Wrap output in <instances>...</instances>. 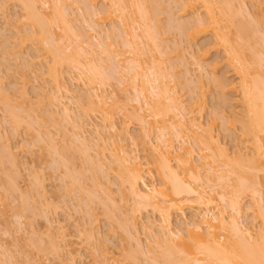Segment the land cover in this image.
Wrapping results in <instances>:
<instances>
[{"label": "rangeland", "instance_id": "374dc122", "mask_svg": "<svg viewBox=\"0 0 264 264\" xmlns=\"http://www.w3.org/2000/svg\"><path fill=\"white\" fill-rule=\"evenodd\" d=\"M28 1L34 4V7L36 5V15L32 14V11L26 13L27 10L22 7L24 4L21 1L0 0V264H172L173 262H170L173 258L177 262L176 256L179 257L180 250L187 249L194 242L186 228L193 225V220H199L200 217L197 216L203 215V212L200 211L199 214L196 210L186 209L184 215L175 214L171 222V232L180 234L182 230L180 237L168 241L169 244L154 243L157 242L156 237L164 238V232L166 234L168 231H162L161 226L164 224L157 211L146 207L137 209V201L131 197L125 172L117 160L122 156L121 149H124L129 157L137 159L139 162L136 163L142 164L147 172L148 166L154 167L155 146L159 143L161 146V142L167 137L166 140H170L175 150L180 152L183 145L181 138L185 137V142L189 144L187 147L194 150L192 160L195 166H199L201 176L203 175L202 182L211 180L208 179L209 175L212 176L211 167H216L218 176L229 178L226 180L224 177L221 184L215 185L213 182L214 185L208 188L215 190L213 192L208 189V192L216 199L218 208L214 210L215 215L224 213L226 218H230L232 211L228 202L230 195L227 194L233 186L230 181H234L231 176L234 169L230 168L233 165H214L210 159L213 151H205V148L196 145V138L191 133H185L186 136H181L182 133L179 135V126L183 124V120L178 114L183 111L177 114L169 100L175 96L181 106L183 103L187 108H196L193 116L197 124L202 126L198 133L205 136L208 131L215 137L219 146L221 145L218 151L220 158L222 153H225L222 150H227L231 158L234 152L239 151L249 159L253 157V143L248 137H243L241 120L244 121L246 116L243 83L236 73L239 63L230 61V47H226V50L210 33L194 40L181 34L179 29H182V24L189 26L198 19H204L205 8L200 0L192 11L183 10L184 0H127L124 14L119 12L116 0H26ZM240 1L242 0H211V3L217 17L218 10L222 14L224 3L227 2L230 3L231 9L237 10V14L243 11V14L236 17L243 22L239 23L245 27L247 24V28H250L247 32H254L251 37H254L252 40L256 42L252 43L250 35L246 32L243 37L247 36V39L245 37L242 42V37L237 35L241 33L238 32L240 29L236 35L241 38V42L238 41L235 33L240 26L227 23L226 18L232 16V13L228 15L226 12L227 5L224 9L227 14L223 15L226 22H221L220 26H230L227 29L231 44H243V47L236 45L239 51L242 48L247 50V54H251L247 46L256 44L252 48L255 50L256 47L255 54L258 51L257 54L262 53L259 56L262 57L264 0H243L242 4ZM57 10L68 15L65 19L69 21L67 23L70 31L66 30L68 24L65 27L60 23ZM233 10L231 11L235 14ZM144 11L153 15L150 21L147 20L152 22L151 24L146 21L147 25L152 27L148 30L147 25L143 26L146 24L145 20L143 19L142 23L139 16ZM105 12L107 16L110 14L107 21L104 19L106 22L101 18ZM31 14L29 17L32 19H29L28 15ZM236 17L234 18L237 23L240 19ZM133 23L135 29L129 27L131 30L128 34L133 32L132 35L138 37L136 39L139 43L140 58L148 70V79H151H145L148 95L152 93L150 87L156 80L154 77L156 76L158 81L163 74L164 82L160 79L161 81L156 83L159 88L162 87L161 90H169V96L161 100L167 101L172 107V113L167 112L164 124L158 120L161 117L155 119L149 110L142 108L144 92L140 95V91L143 90V84L138 80L134 84L131 80L130 72L135 70L136 64L129 54L128 42L131 37L126 32V25ZM43 28L44 35L41 33ZM223 32L226 33L227 30ZM23 33L36 34V37L44 38L45 43L39 42L35 37L27 40V34L24 35L26 41L23 42ZM150 34L155 37V44L150 40ZM248 38L250 44L245 45ZM49 48L57 52L59 57L67 58L59 68L64 76L62 81L68 95L64 89H57L50 79L49 69L53 59ZM75 49L81 51L78 52L80 55H76ZM83 54L86 56H82ZM77 60L82 64L86 62L84 66L89 63L97 64L92 66L98 68L97 72L101 73L103 78L89 82L90 69H85L92 66L78 69L74 63ZM252 65V71L261 70L257 63L256 66ZM255 67L257 68L254 69ZM156 71H159V75ZM154 72L155 76H152ZM54 95L58 98L54 99L55 101L51 99ZM95 95L105 96L106 105H98ZM89 97H93L91 102L97 100L94 103L97 107L91 106V102H88L91 106L88 107ZM58 100L61 103H56ZM65 107L71 111L69 119L73 122L66 120L69 124L64 121L66 116L62 114L67 110ZM13 118H16V121ZM72 125L77 129L79 126V131L73 130ZM111 125L115 126L116 132H111ZM77 133L81 138L78 142L73 141V134ZM160 137L165 139L162 141L163 138ZM45 142L54 145L46 146L48 143ZM215 152L214 159H219V162L220 158L215 157ZM86 153H89L90 157ZM201 155L209 157L202 160L199 158ZM13 159L16 163L12 165ZM173 166L176 169L175 163ZM257 175L262 177L263 173ZM145 180V191L162 186L161 179L154 170L145 176ZM193 183L191 182L192 185ZM223 193L226 194L225 202L219 198V194ZM263 202L253 199L249 192L245 193L240 202L244 214L239 223L243 231L250 232L253 241L260 238L264 229L263 211L261 214ZM204 230L208 231L205 228ZM210 232L215 233L222 244L228 237L239 240L233 227L227 224L218 231ZM168 234L169 232L166 235ZM208 239L210 240L209 237ZM126 253H130L132 257H128L130 255ZM125 255H128L127 258Z\"/></svg>", "mask_w": 264, "mask_h": 264}, {"label": "bare ground", "instance_id": "6f19581e", "mask_svg": "<svg viewBox=\"0 0 264 264\" xmlns=\"http://www.w3.org/2000/svg\"><path fill=\"white\" fill-rule=\"evenodd\" d=\"M16 1H21V3L24 4V6L22 4L21 5H22V7H24L25 10H27L26 13L29 14L28 11H30V13L32 11V14L36 15V12H35L37 10V9H35L36 5L34 7L33 6L34 4H32L30 1L26 2V0H16ZM113 1H115V0H113ZM126 1L127 0H116L115 4H117V2H118L119 5L118 4L117 5L119 6V12H121V14L126 13V8H127V4H128ZM242 1H240L241 4H242ZM197 2H199V0H184L183 1V3H184V6H183L184 9L183 10L184 11H187V10H191L192 11V9L194 7H196V5L198 4ZM200 2L202 3L203 7L205 8V17H204V19H198L196 22L192 23V25H189V26H187V24H182V26L179 25L182 28V29H179V30H181L183 32V33L181 32V34H184L185 36L190 37L193 40L196 39L199 36L207 35L208 33H210V34H212V35H214L216 37V39L218 40V43L222 47H225V48L227 47L228 48V46H229L230 47L229 51H231L232 55L234 53V55H233L234 58L231 55V57H230L231 59L230 58L229 59H230V61L234 60V61L239 63L238 68H236V73L239 75V77L241 78L242 83H243L242 84L243 100L245 101V105L244 106H245V110H246L245 120L244 119H243L244 121L241 120L242 132H243V137L244 138L248 137L249 139H251L249 141H252L251 143H253V145H251V146L255 149L254 150L255 151L254 156L253 157L251 156L250 159H249V157H245L239 151L237 153L234 152V154H233L234 156L231 155L232 156V158H231L229 156L227 150L226 151L222 150L225 153H222L221 158H220V154L218 153V151L221 149L220 148L221 145L219 146V144L217 143V140L214 139L215 137H213V135H211V133L208 132V131H206L205 136L201 135L200 133H198V131L202 129V126H201V124H197V120L193 116L194 109H196V108H193L191 106L187 108V107L183 106V103H182V106H181L180 105L181 103L180 104L177 103L176 99L174 98L175 96L170 97L171 99L168 97L169 100H171L172 104L171 103L170 104H171V106L173 105L172 106L173 108L170 107L166 103L167 101L166 102L161 101V100H164L167 96H169V90L168 91L166 89L165 90H161L162 87L159 88L160 86L158 85V83H156L160 79L162 81L164 80V74H163V76L161 75L162 77L161 76H160V78L158 77L159 79L157 81V78L155 76V73L157 71L154 72V75H152V76H155L154 78L156 80L154 79L155 82H152L151 85L154 83L153 85L155 87H153V85L150 87V89L152 88V93L150 95H148L147 92H149V91H147V89H145V79L146 78L148 79V77H149L148 75L149 74L147 73L148 70L145 68L144 63H143V61L140 58V53H139L140 51H139V48H138V46H139L138 44L139 43L137 42V39H136L138 37L133 36L132 35L133 32L132 33L129 32V34H128V31L131 30L130 29L131 27L133 29H135L133 27L134 23H133V25H130V26L126 25V27L128 28L126 30V32H127L128 36L131 37L130 38L131 40H129V42H128V46H129V49H130L129 50V54L133 57L134 61L133 60L132 61L135 62V64H136L135 70L133 72L131 71L130 73L132 74L131 80L134 82V84H135V82L137 80L141 81L142 84H143V86H142L143 90L140 91V95H142V92L145 93V94L143 93V100H142V102H143V107L142 108L143 109L145 108V109H147V111L149 110V113H151V115H154L153 117H155V119H157V117L158 118L161 117L158 120H160L161 123H163V124H164V122H165V120H166V118L168 116L167 112L172 113L171 112L172 109H174L175 112L177 111V114L181 113L183 111L181 114H178V115L182 116L180 118L183 120V121H181V123H183V124H180L181 126H179L180 127L179 135L181 133H182L181 136L185 135V133H191L194 136V138H196L195 139L196 145L198 144V146H202L203 148H205V149H203L205 151H213V155H214V151H216L215 153H217V154H216L215 157L220 158V161L218 162L219 159L217 161H215L216 159H214V156L213 155L210 156V159L213 160V164L214 165L217 164V163L218 164L220 163L221 166L223 164L224 167H227V166L230 167V163L233 165V167H230V168L234 169L233 172L231 171L233 174L226 173L228 175L231 174V176L234 177V181L230 180V181H232V185H233L231 187L232 190L230 189L229 191H231V192H229L227 194L228 196L229 195L231 196V198L229 196V201H228L230 209L232 211L230 213V218L229 217L226 218L224 213H219L218 215H215L214 210L216 208H218V206H216L217 204L215 203L216 199L211 196L210 192H208V189L211 190V188H208V187H210V185L212 186L213 182H214L215 185L216 184H221L223 182L225 176L224 177L218 176L217 175L218 171H216L217 169H215L216 167H211L212 169L210 170L211 171L210 174H212L213 177L207 173L209 175L208 179H211V180L207 179L208 182H206V183H205V181L202 182L203 175L201 176V172H200L199 166L198 165L195 166V164L193 163V160H192L193 159L192 158V154H193L192 152H194V150L192 149L193 150L192 151L190 148L187 147V145H189V144H188V142H185V137L183 139L180 137L181 140H182L181 143L183 144L182 148L180 149L181 151H183V152L180 151L181 153L178 150L177 151L175 150V148L171 144L170 140H166L167 137H166V139L164 137H162L163 139L160 137L162 139V141L165 139L163 142H161L162 143L161 146H163V147L159 146L160 143H159L158 146L153 145V146H155V148H154V150H155L154 151L155 152L154 153L155 154L154 159L155 160L153 161L154 163L152 162L154 167L151 168L150 166H148L149 168L147 169L148 170L147 172L143 168V165L140 164V163H136V162H139V161H137V159L130 158L129 154L126 153L124 151V149H121V152H120L122 154V156H121L122 158L119 157L120 159L118 158L117 161L119 163V166L125 172V175H126L125 179H127L126 182L129 184L130 192L132 194L131 197L133 196V198L137 201V202L135 201L137 203V205H136V207H138L137 209L141 210V208L146 207L148 209L151 208V210L153 209L154 211H157V214L159 215L160 220L164 224V226L163 225L161 226V227H163L162 231L165 230V231L169 232L168 235H166L168 232L166 234L164 232V238L156 237V241L157 242H154V243H157V244L160 243L161 244V242L162 243L165 242V243L169 244L168 241L170 242V240H173L176 237H180V235L182 234L181 233L182 230H180V234H179V232H178V234H174L173 232H171V230H172L171 229V224H172L171 222H172V219H173L175 214L184 215V214H186L185 213L186 209L187 210H196L197 213H199L200 211H201V213L203 212V215L199 213L200 216H197V217H200L199 220L198 219L197 220H193L194 221L193 225L191 224L190 227L186 228V232L191 237V240L194 238L193 244H191V246L189 245L187 247V249H185V250H182V251L180 250V253L178 252L179 253V257L176 256L177 257V262L175 260H173L174 258L171 259L172 258L171 257L170 259L172 261L170 260L171 261L170 263L176 262V264H264V229L262 230L263 231L262 233L260 232L261 233L260 238L258 237L259 239H257V240L255 239L253 241L252 239H254V238L252 237L250 232L248 230L243 231L242 228H241V223H239L240 218H242V216L244 214L240 202H241L243 196L245 195V193L249 192L252 195L253 199H255V200L259 199V202H263L264 201V71H262V69L264 70V68H263L264 67V62H262V61H264L263 60L264 58H262V57H264L263 56L264 54L262 55V57H259V56H261L262 53L257 54V52H258L257 51L256 54H255L254 51L256 50V47H255V50H253V48H254L253 46H255L256 44L255 45L252 44L255 40H252V39H254V37L252 38L251 36L253 35V33H254L253 31H255V29H253L251 27L252 30H253L252 34H251V30H250V32H247L250 28L249 27H248L249 29L247 28V24H246V27H245L244 24H241V23H243L241 21V19L236 17L237 15H240L241 13L243 14V11L241 12V10H239V12H241V13L237 14L236 13L237 10L234 11L233 10L234 8L231 9L230 3L227 2V4H226V3H224L225 1L223 2L225 4V8H226V5H227V8L230 9V10H228V9L226 10V12H228V15L230 13H232V16L229 15V19L226 18L227 23L229 22L228 24L231 23V25L235 23L237 25V27L240 26V28L238 27L237 30L235 28V30H236L235 35L237 34V31L239 29L240 30L238 32L239 33L241 32L240 34H237V35L241 36L242 39L239 36L236 35V37L238 38V41H240V39H241V41L243 42L244 41L243 39L245 37L247 39V36L243 37L244 34L247 33V35H250L251 38L249 36L248 37L251 39L250 40V41H252L251 45H253V46L249 45L250 44L249 38L247 40L248 42L245 41V45L249 43L248 45L250 47L249 46H247V47H248V49L251 50V51H249V52H251V54H249V53L247 54V50L246 49H242L241 48V51L244 50L246 52V54H245V52L242 53L243 51L242 52L239 51V48L237 46H239L240 43H239V45L236 44L237 46L235 45V43L231 44L232 43V42H230L231 38H230V35H228V29H227L228 27H230L229 25L228 26L225 25L224 26L225 28L220 26V23L221 22L224 23V21H225L223 19V15L227 14L226 12H224V9H225L224 6H223L224 9H223L222 14L220 13L221 11L218 10V12H219L218 15L219 16L217 17V14L214 11V7H213V4L211 3V0H200ZM125 5H126V7H125ZM239 6L240 5H238V7ZM137 8H139V7H137ZM33 9H34V11H33ZM231 10H233L236 15L233 14V12ZM141 11H143L142 8H141ZM141 11L139 10L138 13L140 14ZM149 11H146V12L144 11V12H142V15H139L141 17L142 21H143L142 23H144V20H145V22L147 20L150 21L151 17L153 16L152 13L149 12ZM63 13H62V11H60V10L58 11L57 10L56 14H58V17L60 18L59 20H61V22L60 21L59 22L62 23V26L63 25L65 26L66 24L69 23V21L66 20L68 15L63 14ZM101 13H104V12H101ZM32 14L28 15V17L32 16ZM65 15H66V17H65ZM26 16H27V14H26ZM106 16H107L106 12H105V15L101 16L103 21H104V19L106 20L107 18H109L110 14L107 17ZM233 16L236 17L237 19H240V20H238V22L236 23L235 22V18ZM29 19H32V18L29 17ZM237 19H236V21H237ZM106 21H104V22H106ZM151 21H153V20H151ZM239 21H241V23H239ZM132 22H134V20ZM147 22H146V24H143V26L147 25L148 23H150V22H148V23ZM130 24H132V23H130ZM236 25H235V27H236ZM68 26H69V24L67 25L66 30L70 31L69 30L70 28ZM148 28H152V27L148 26L147 30H148ZM244 28H245V30H244ZM223 30L224 31L227 30V32L225 33V32H223ZM151 31H153V30L151 29ZM229 31H230V28H229ZM261 31H259V32H261ZM44 32H45V30L43 28L42 31H41L42 35H44ZM145 32H147V31H145ZM244 32H246V33H244ZM28 33H29V31H28ZM30 33H31V31H30ZM26 34L23 33V35H22L23 36L22 37L23 42L26 41L25 40L26 38H27V40H29V39L31 40L32 37L33 38L35 37V38H37V40L39 42H41V43L44 42L45 43L44 38L42 39V37H40V36L36 37L35 36L36 34H33V33L32 34H27L28 36H26ZM146 34L148 36V32ZM24 35L26 36L25 39H24ZM140 36H139V38H140ZM256 37H258V36H256ZM263 37H264V35H263ZM20 38H21V36H20ZM149 38H150V40L152 39V42H153V39L155 41V37L153 38V36L151 34L149 35ZM237 38H236V40H237ZM234 41H235V38H234ZM153 44H155V43L153 42ZM241 45L240 46L243 47L242 43H241ZM233 46H235V47H233ZM227 48H226V50H227ZM235 48H238V49H235ZM76 50H78V49H75L74 52ZM262 50L264 51V49H262ZM48 51L50 52V54L52 56L51 58L53 59L52 60V62H53L52 67H50V69H49L50 79H52V83L54 82L53 85H55L57 87V89H64L65 88V84L62 81L64 76H63L62 71L60 70L59 67L61 65L63 66V63L65 61H67V58H66V56L64 58L63 57H59V55H57V52H55L51 48H49ZM79 51L75 52L77 56L80 55V54H78ZM83 53H85V52L83 51ZM86 54H88V53H86ZM84 55L85 54H83L82 56H84ZM253 57L257 58L258 60H254ZM259 60H261V61H259ZM255 62L258 64L257 67L259 66V68L261 69V70H258V71L261 72V74H259L258 71H256V72L252 71L253 69L250 68V66L253 67L252 64H254V66H256ZM74 63L77 65L78 69H81V68L84 69V68H86V66H89V65L90 66L97 65L95 63H93V64L89 63V64L84 66V64L86 62L84 64H82V62H80L78 60L74 61ZM257 67H255L254 69H256ZM88 69H90V70H88ZM85 70H88L90 72L89 82L90 81L91 82H93V81L95 82L96 80H99V79L103 78L100 75L101 73L99 74L97 72L98 68H96L94 66H92L90 68L87 67V69H85ZM151 70H153V69H151ZM159 71L157 72L158 75H159ZM257 72H258V74H255ZM150 74H153V73H150ZM148 80H151V79H148ZM148 82L146 81V83H148ZM218 84H219V81H218ZM146 86H147V84H146ZM162 86H163V84H162ZM66 90L67 89H64V91H66ZM60 92H62V91H60ZM65 93H67V91ZM67 95H68V93H67ZM25 96H26V94H25ZM55 96L56 95H54V97L51 98V99L52 100H54V99L57 100L58 98L55 97ZM151 97H153V98H151ZM5 98H7V97H5ZM95 98L98 99V101L95 99L97 101L98 105L99 104H100V106L106 105L107 99L105 98V96H100V95L97 96V95H95ZM141 98H142V96H141ZM92 99H93V97H89V99L87 101V104H88V102H91ZM138 100H139V98H138ZM94 101L91 102V106L94 105L95 107H97L98 105H95L94 103H96V101L95 102ZM139 101H141V100H139ZM58 102H59V100L56 103H58ZM59 103H61V102H59ZM164 105H166V106H164ZM89 106H90V104H88V107ZM195 107H196V105H195ZM24 109H26V108H24ZM65 109H67V110L64 111V109H63L64 113H62L63 116L64 115L66 116V117L64 116L65 117L64 121L70 120L71 119V117H70L71 114L69 112H71V111H68L69 109L66 108V107H65ZM122 109H124V108L122 107ZM178 115H177V117H179ZM64 117H63V119H64ZM69 117H70V119H69ZM174 117H176V116H174ZM177 117H176V119H177ZM10 118H12V117H10ZM72 119L74 120L75 118H72ZM181 119H179V120H181ZM14 120L16 121V118ZM70 121L73 122L72 120H70ZM76 122L78 123V121H76ZM141 122L143 123L142 120H141ZM77 123H74V125H76ZM74 125H72V128H74L73 130H76L77 128ZM110 127L109 128L112 130V131L110 130L111 132H114V131L116 132V130L114 129L115 128L114 125H111ZM79 129L80 128L78 126L77 130L79 131ZM78 133L75 134V135L73 134V136L75 137L73 141H77L78 142V140H81V138L79 137L81 134L79 133L80 135H78ZM46 138H48V137L46 136ZM46 141H47V139H46ZM45 143H48V142H45ZM45 143L43 144L44 148H45ZM49 143L46 146H48V145L52 146L53 143L52 144H51V142H49ZM80 145H81V141H80ZM84 148H87V147H84ZM52 149L54 151L55 147L53 146ZM82 150L85 151V149H82ZM83 153L84 152L82 151V154ZM218 154H219V156H218ZM83 155L85 157V153ZM87 155L89 156V153ZM172 155H173V157H172ZM88 156H86L87 160H88ZM208 157L209 156H205V155L202 156L201 155L199 158L204 160V159H206ZM202 160H201V162H203ZM10 162H11V160H10ZM91 162H93V161H91ZM14 163H16V161H14V159H13L12 165ZM173 163L176 164V169L173 166ZM204 163H205V161H204ZM98 164H99V162H98ZM208 166H209V164H208ZM234 166L237 167V168H234ZM100 167L102 169V165ZM203 167H204V165H203ZM153 170L156 173V175L161 179V183H162L161 185L162 186H160L159 189L153 188L150 191L149 190L145 191L143 189V186H145V181H146L145 180V176L147 174L151 173ZM205 171H207V170L205 169ZM260 172L263 173V176H262L263 178L261 176H260L261 178L258 177L257 173H260ZM225 179L228 180L229 178L225 177ZM191 182H194L195 184L196 183L197 184L195 185L193 183V185H192ZM197 185H198V187H197ZM9 186H11V188H13L11 184ZM225 187L226 186H224V188ZM228 187H230V186H228ZM95 188H97V187H95ZM14 190H15V188H14ZM213 190H215V189H213ZM213 190H211V191H213ZM219 195H220V197H219L220 201L225 202L226 201V198H225L226 194L223 193V194H219ZM190 198H194V200H191ZM263 205H264V202H263ZM262 207H264V206H262ZM259 209H262V208H259ZM262 211H263V215H264V208L261 210V214H262ZM130 212L133 213V211H130ZM136 213H137V211H136ZM88 214H89V212H88ZM262 217H264V216H262ZM89 218H90V216H89ZM126 219H127V217H126ZM131 221H132V218H131ZM263 222H264V219H263ZM165 224H166V226H165ZM187 224L188 223H186V225ZM226 224L233 227L236 236L239 237V240H233V239H231L229 237L228 238L226 237L227 240L225 241V243L222 244L218 240L217 235H215V233H211L210 232L211 230L218 231L220 227L224 228V226ZM131 226H132V224H131ZM204 228L208 229V231L204 230ZM263 228H264V223H263ZM87 230H89V229H87ZM120 230H121V228H120ZM149 230H151V229H149ZM84 232H87V231H84ZM88 233H90V232L88 231ZM91 234L92 233H90V235ZM159 234H160V232H159ZM93 236H91L92 239L94 238ZM91 237L89 238L90 240H91ZM208 237L210 238V240L208 239ZM242 238H244V239H242ZM163 239H164V241H163ZM240 239H242V240H240ZM251 240H252V242H251ZM153 241H155V240H153ZM55 247L57 248L56 245H55ZM151 251H152V249H151ZM178 253L176 255H178ZM126 254H128V253H126ZM131 254H132V252H131ZM131 254L129 253L128 255H130V256H128V255L127 256L128 257H132ZM161 254L164 255L163 253H161ZM161 254H160V256H161ZM166 254H168V253H166ZM127 256L125 255L126 258H127ZM169 256H171V255H169ZM173 257H174V255H173ZM164 258H166V257H164ZM128 259H130V258H128ZM166 259H164V260H166ZM132 261H135V259H132ZM153 262H154V260H153ZM133 264H135V263L133 262Z\"/></svg>", "mask_w": 264, "mask_h": 264}]
</instances>
